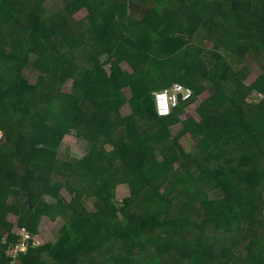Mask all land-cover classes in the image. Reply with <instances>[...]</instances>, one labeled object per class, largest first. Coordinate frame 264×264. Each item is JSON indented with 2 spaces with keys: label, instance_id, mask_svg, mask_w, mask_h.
Masks as SVG:
<instances>
[{
  "label": "trees",
  "instance_id": "1",
  "mask_svg": "<svg viewBox=\"0 0 264 264\" xmlns=\"http://www.w3.org/2000/svg\"><path fill=\"white\" fill-rule=\"evenodd\" d=\"M48 1L0 0V264L10 215L34 239L65 220L17 264H264V64L250 84L243 66L264 58V0ZM174 85L190 95L160 117Z\"/></svg>",
  "mask_w": 264,
  "mask_h": 264
},
{
  "label": "rangeland",
  "instance_id": "2",
  "mask_svg": "<svg viewBox=\"0 0 264 264\" xmlns=\"http://www.w3.org/2000/svg\"><path fill=\"white\" fill-rule=\"evenodd\" d=\"M49 6H51L52 4H55V1H48L47 2ZM50 8V7H49ZM58 12H54V15L52 18H55ZM86 16L85 11H81L79 13H77L74 18L76 20H81ZM264 64V58L263 57H259V58H254L253 56H245L243 59V66H245L246 68L249 69V73L246 76V80L245 82L247 84L252 83L258 75L261 74V67ZM126 64H122V68L125 69ZM27 76L29 77V82L31 84H34L36 82L37 79V74H35L32 71H28L27 72ZM71 88V81H68L67 83H65V85L63 86V91L65 92H69ZM124 94L126 96V98L130 97V92L125 89ZM213 92V89L208 87L207 90L204 92V94H202L197 101L192 104V106H190L188 109L191 112V114L193 116H195L197 118V115L195 114V108L198 106V104L203 101L204 99H206L207 97L210 96V94ZM251 101L255 102L258 104L259 101H261L262 97H256V95L251 96ZM263 103L258 104L257 106H262ZM264 107V105H263ZM128 112V108L125 107L122 110V114H126ZM177 126L171 128L172 134L173 135H177ZM0 138H1V133H0ZM90 150V146L88 145V142H86L85 140H83L82 138H78V139H73L71 137H68L64 140L63 142V146H62V151L66 152L68 155H70L72 158H74V156H77L79 158L84 157L85 155L88 154ZM64 152V153H65ZM71 195L66 189H62V190H58L57 192V197H59L63 202H70V198ZM129 196V190L128 187L126 185H119L116 188V199L117 200H121V199H125ZM216 197V196H213ZM50 201H53L51 199H49ZM9 221L14 224V229L13 232L19 234L21 231V229H19L18 227H16V223H17V218L15 216L10 215L9 216ZM65 222L64 218L62 217H57L53 220L47 219V218H43L39 225H38V234L37 236H35L36 238V248L37 247H41L40 244L44 243V244H48V243H52L57 237H58V232L61 228V226L63 225V223ZM42 250V249H41ZM40 250V251H41Z\"/></svg>",
  "mask_w": 264,
  "mask_h": 264
},
{
  "label": "built area",
  "instance_id": "3",
  "mask_svg": "<svg viewBox=\"0 0 264 264\" xmlns=\"http://www.w3.org/2000/svg\"><path fill=\"white\" fill-rule=\"evenodd\" d=\"M174 92L169 91H162L155 94V106L157 110V114L160 117H166L171 113V110L177 105V92L183 91L184 98H187L190 95V90L182 89L181 86L174 85L173 87ZM164 97L163 107L161 106L159 97ZM261 97V96H259ZM20 236L17 244L9 245L5 251V255L8 259L7 264H17L16 261L20 255V253H25L28 250L29 242L32 241L33 247H36V239H34L30 234L26 233L25 231H21L19 234Z\"/></svg>",
  "mask_w": 264,
  "mask_h": 264
},
{
  "label": "crops",
  "instance_id": "4",
  "mask_svg": "<svg viewBox=\"0 0 264 264\" xmlns=\"http://www.w3.org/2000/svg\"><path fill=\"white\" fill-rule=\"evenodd\" d=\"M136 11H131L130 13L132 14V17H134V18H139V17H141L143 14H144V12H145V9H139V8H136L135 9ZM195 117V116H194ZM196 118V117H195ZM196 119H198V118H196ZM176 127V126H175ZM177 128H178V130H177V132H179L180 131V126L179 125H177Z\"/></svg>",
  "mask_w": 264,
  "mask_h": 264
},
{
  "label": "clouds",
  "instance_id": "5",
  "mask_svg": "<svg viewBox=\"0 0 264 264\" xmlns=\"http://www.w3.org/2000/svg\"><path fill=\"white\" fill-rule=\"evenodd\" d=\"M159 100H160L161 106L163 107L164 97L163 96L159 97Z\"/></svg>",
  "mask_w": 264,
  "mask_h": 264
}]
</instances>
